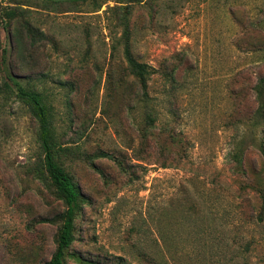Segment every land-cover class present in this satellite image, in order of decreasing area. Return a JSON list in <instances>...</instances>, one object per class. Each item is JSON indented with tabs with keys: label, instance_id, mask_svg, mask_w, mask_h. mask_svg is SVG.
Here are the masks:
<instances>
[{
	"label": "rangeland",
	"instance_id": "1",
	"mask_svg": "<svg viewBox=\"0 0 264 264\" xmlns=\"http://www.w3.org/2000/svg\"><path fill=\"white\" fill-rule=\"evenodd\" d=\"M263 20L264 0H0V85L8 65L46 95L86 199L65 264H263ZM127 47L154 70V126ZM37 131L0 94V264L56 250L66 206L35 172Z\"/></svg>",
	"mask_w": 264,
	"mask_h": 264
},
{
	"label": "trees",
	"instance_id": "2",
	"mask_svg": "<svg viewBox=\"0 0 264 264\" xmlns=\"http://www.w3.org/2000/svg\"><path fill=\"white\" fill-rule=\"evenodd\" d=\"M47 1L53 3H76L85 0ZM6 7L7 8H4L2 12L3 20L6 25H11L18 14H21V12L18 11L20 8L18 6ZM28 29L30 28L28 27ZM5 51L6 50H4V52ZM126 57L130 72L140 84L143 90V99L150 109V112L147 113L146 116L147 123L154 126L158 116L156 112H154L153 105L151 104V100L153 99L149 96L147 91L148 82L154 70L148 64L138 62L133 57L129 47L126 48ZM5 63H7V60H5ZM7 66L5 68L7 79L0 85V94L4 95L6 98L15 97L16 100L20 101L28 108L32 116L38 122L37 140L40 147V158L35 165V172L38 177L44 178L48 182L57 198L61 199L66 206V209L59 219L60 225L56 238V250L49 261V264H65L68 250L75 240V221L82 211L83 204L86 200L78 182L75 180L72 173L65 167L63 162V158L66 157L67 153H74V151L69 146H64L59 136L56 134L53 108L46 95L36 88L37 86L31 82V79H20ZM256 91L262 106L259 112L261 123L264 125V76L260 78L256 85ZM185 143H187V140H185ZM261 149L264 155V148L261 147ZM107 155L108 154H104V156ZM234 159L237 161L238 166L242 168L243 151L236 152ZM241 188L243 189L244 187L241 186ZM254 190L260 200L256 217L257 220L264 221V182H258L257 185L254 186ZM250 216L253 215L250 214ZM142 254L149 257L150 264H160L155 256H149L146 253ZM262 262L264 264V256Z\"/></svg>",
	"mask_w": 264,
	"mask_h": 264
},
{
	"label": "water",
	"instance_id": "3",
	"mask_svg": "<svg viewBox=\"0 0 264 264\" xmlns=\"http://www.w3.org/2000/svg\"><path fill=\"white\" fill-rule=\"evenodd\" d=\"M54 1H75V0H54Z\"/></svg>",
	"mask_w": 264,
	"mask_h": 264
}]
</instances>
